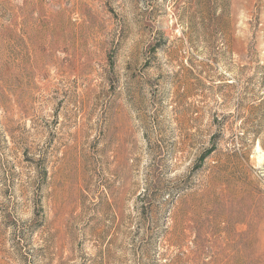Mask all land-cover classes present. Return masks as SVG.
Returning a JSON list of instances; mask_svg holds the SVG:
<instances>
[{
  "label": "rangeland",
  "instance_id": "1",
  "mask_svg": "<svg viewBox=\"0 0 264 264\" xmlns=\"http://www.w3.org/2000/svg\"><path fill=\"white\" fill-rule=\"evenodd\" d=\"M0 264H264V0H0Z\"/></svg>",
  "mask_w": 264,
  "mask_h": 264
},
{
  "label": "trees",
  "instance_id": "2",
  "mask_svg": "<svg viewBox=\"0 0 264 264\" xmlns=\"http://www.w3.org/2000/svg\"><path fill=\"white\" fill-rule=\"evenodd\" d=\"M205 155V154H204Z\"/></svg>",
  "mask_w": 264,
  "mask_h": 264
}]
</instances>
